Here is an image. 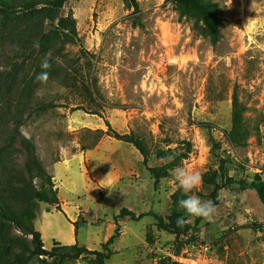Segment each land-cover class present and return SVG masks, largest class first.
I'll return each mask as SVG.
<instances>
[{"label":"rangeland","instance_id":"1","mask_svg":"<svg viewBox=\"0 0 264 264\" xmlns=\"http://www.w3.org/2000/svg\"><path fill=\"white\" fill-rule=\"evenodd\" d=\"M209 1L223 14L216 39L167 0H138L139 11L126 0H68L53 12L0 14V201L20 212L40 188L34 150L60 199L61 209L39 202L33 222L47 249L104 250L124 207L167 220L178 190L171 170L181 166L201 175L188 195L212 201L213 219L179 208L190 228L177 236L154 216L119 218L106 264H264V204L251 185L264 179V0L256 12L252 0ZM68 16L76 33L63 44L65 74L37 83L41 40ZM235 94L243 145L230 137ZM116 134L136 135L154 156L146 164ZM32 249V235L0 223V264H96L91 253L61 262Z\"/></svg>","mask_w":264,"mask_h":264},{"label":"trees","instance_id":"2","mask_svg":"<svg viewBox=\"0 0 264 264\" xmlns=\"http://www.w3.org/2000/svg\"><path fill=\"white\" fill-rule=\"evenodd\" d=\"M68 0H0V14L17 13V15L25 14L30 16L34 12H53L62 8ZM128 6L134 8L135 11H139L140 4L138 0H126ZM175 3L178 7L181 16L188 18L200 17L204 24L194 28L199 34L210 36L216 39L223 14L221 11L209 0H167ZM61 31H52L51 35L46 36L41 40L40 50L37 53V64L34 71L33 81H36V76L41 73V61L45 57V54H50V63L52 67L48 69L49 76L47 81H55L64 76L63 62L70 61L68 53H66L65 43H72L75 41L76 24L75 19L72 16L62 18ZM66 29V30H63ZM43 38V37H42ZM46 81V82H47ZM43 109L47 107L46 104H42ZM232 130L231 140L234 144H242L247 138L244 134V109L242 103L239 101L238 96L235 94L233 100V118H232ZM116 137L123 141L133 143L143 154L145 163L147 164L149 159L154 155L151 154L145 142L132 134H116ZM243 145V144H242ZM169 150H158L155 154L157 158H168ZM29 168L32 171H36L38 176L42 179V183L39 189H37L30 197L24 209L20 212L13 210L6 202V200L0 201V223H11L17 226V228L25 233L32 235V254L38 256H46L59 259L61 262L66 260H78L82 255L91 253L96 256V264H106L113 254L110 246L120 235L119 218L130 217L132 220H140L145 216H154L158 221V226L164 230H167L175 235H181L190 228L187 215L183 214L178 207V201L184 198V194L178 189L172 195L173 211L165 220L163 217L155 214L152 211L136 214L134 211L128 208H122L118 215L115 217L116 228L114 234L108 239L104 250H91L79 242L70 245H64L60 242H54L51 249H47L42 239V233L34 229V220L37 218L38 203L44 202L50 206H56L60 208V199L58 197V191L55 187L53 176L48 172L40 160L38 154L32 150L29 157ZM155 177V187L158 188L160 182V174L158 170H151ZM215 190L212 197L216 199L217 192L220 188L219 184H215ZM256 190L260 200L264 204V179L257 174L255 181L251 184ZM50 211V209H48ZM76 234H77V222H74Z\"/></svg>","mask_w":264,"mask_h":264},{"label":"clouds","instance_id":"3","mask_svg":"<svg viewBox=\"0 0 264 264\" xmlns=\"http://www.w3.org/2000/svg\"><path fill=\"white\" fill-rule=\"evenodd\" d=\"M250 10L257 11L255 0H252ZM40 67L43 71L36 76V82L45 83L49 76L47 70L52 67L50 63V54H45ZM171 175L177 182L178 189L184 194V198L178 201V207L185 210L186 213L193 218H202L205 221H211L216 212L213 202L210 200H201L197 195H188L201 184V175L198 172L188 170L181 166L172 169ZM109 195H111V192H109Z\"/></svg>","mask_w":264,"mask_h":264}]
</instances>
